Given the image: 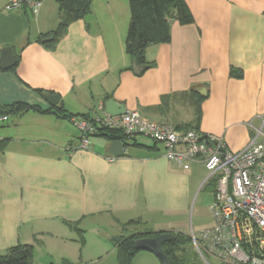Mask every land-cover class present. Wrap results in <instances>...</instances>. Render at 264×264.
Returning <instances> with one entry per match:
<instances>
[{
  "label": "crops",
  "instance_id": "crops-1",
  "mask_svg": "<svg viewBox=\"0 0 264 264\" xmlns=\"http://www.w3.org/2000/svg\"><path fill=\"white\" fill-rule=\"evenodd\" d=\"M40 1L33 23L29 10L7 11L0 0V54L10 47L17 58L12 69H0V106L48 110L36 92L43 90L60 96L68 117L29 112L0 122V255L85 223L154 221V233L188 236L208 227L211 216L196 229L179 218L206 185L208 175L197 178L202 162L184 170L161 144L139 136L120 158L105 137L81 149L71 116H102L114 99L183 131L196 125L202 98L198 131L222 136L231 152L245 150L264 131V0H185L194 23L173 22L170 41L146 49L154 65L141 76L130 70L125 47L129 0H93L91 16L73 23L54 50L40 37L58 27L59 6ZM232 67L243 76L232 77Z\"/></svg>",
  "mask_w": 264,
  "mask_h": 264
},
{
  "label": "built area",
  "instance_id": "built-area-1",
  "mask_svg": "<svg viewBox=\"0 0 264 264\" xmlns=\"http://www.w3.org/2000/svg\"><path fill=\"white\" fill-rule=\"evenodd\" d=\"M6 1L7 11L25 8L33 16L42 6L40 0ZM6 118L0 116V122ZM72 122L81 133L80 148L84 150H90L91 135L100 127L161 144L165 157L184 170L202 162L208 172L206 183L216 180L217 185L211 224L191 234L196 251L208 264L213 260L221 264H264V131L245 150L234 153L222 136L179 131L137 111L73 118Z\"/></svg>",
  "mask_w": 264,
  "mask_h": 264
},
{
  "label": "trees",
  "instance_id": "trees-1",
  "mask_svg": "<svg viewBox=\"0 0 264 264\" xmlns=\"http://www.w3.org/2000/svg\"><path fill=\"white\" fill-rule=\"evenodd\" d=\"M59 6V25L56 30L44 34L40 40L47 39L43 44L50 50H54L58 42L67 35L70 26L80 20H86L92 14L93 0H56ZM130 24L126 38V53L132 63L135 62L141 69L140 76L153 67V63L146 60V49L155 44H165L171 39V24L178 22L181 25L194 23V17L185 0H129ZM130 70H133L131 67ZM230 75L234 78H241L243 73L237 68H231ZM42 96L53 94L45 93L43 90H36ZM110 98V97H108ZM202 98L196 104V125H189L181 130L198 131V125L202 118L201 109ZM29 112L40 114H56L68 117L67 111L62 106H52L48 110H43L39 106L27 103H14L13 105L0 106V116H21ZM80 116V117H79ZM72 115L71 118L91 119L89 115ZM179 129V128H177ZM105 137L110 141H121L125 147L129 141L135 138L127 135L123 130H110L108 128L97 127L91 137ZM156 145L159 143L155 142ZM216 180L206 183L204 186L216 191ZM140 223V220L126 225ZM78 230V226H72ZM163 232L136 233L126 238L116 241L119 251L120 264H132L136 254L141 251L136 248V240L144 237H156ZM175 240L163 245V249L168 256L170 264H202L201 257L194 250L192 240L188 235L173 233ZM32 245H17L10 248L6 255H0V264H32Z\"/></svg>",
  "mask_w": 264,
  "mask_h": 264
},
{
  "label": "rangeland",
  "instance_id": "rangeland-1",
  "mask_svg": "<svg viewBox=\"0 0 264 264\" xmlns=\"http://www.w3.org/2000/svg\"><path fill=\"white\" fill-rule=\"evenodd\" d=\"M34 17L33 15L30 17L32 22ZM139 137H142L145 141L147 140L146 142H153L144 136ZM207 175V171L202 169L198 172L197 178L203 180ZM201 190L200 187L197 188L191 200L187 216H179V218L186 220L188 225H193L194 229L210 220V207L214 201V193L212 190L207 187ZM158 216L161 218L160 215ZM90 227L85 223L82 228L78 227L82 232L72 228L71 232L66 231L55 236L38 237L40 241L36 240L32 244V264H120L119 251L116 246L117 240L136 233H150L156 229L154 221L147 223L144 221L143 223H137L131 226L117 225L114 222H104L100 229ZM189 237L191 238L190 233ZM192 245L194 250H196L193 241ZM6 254L7 252L1 255L4 256ZM201 262L202 264H208L203 259H201ZM132 264L162 263L156 255L141 250L134 257ZM210 264L221 263L213 260L210 261Z\"/></svg>",
  "mask_w": 264,
  "mask_h": 264
},
{
  "label": "water",
  "instance_id": "water-1",
  "mask_svg": "<svg viewBox=\"0 0 264 264\" xmlns=\"http://www.w3.org/2000/svg\"><path fill=\"white\" fill-rule=\"evenodd\" d=\"M48 41L47 39L42 40V43ZM17 64V58L13 53L12 48L6 47L1 50L0 54V69L9 70ZM133 71L136 75H139L141 69L135 62L132 64ZM45 100L51 106H58L60 103V96L57 94H47L44 96ZM106 114L120 116L126 112V107L123 104L118 103L114 99L106 101L105 104ZM109 152L116 158L123 157L125 155V147L121 141H113L110 144ZM175 240V235L171 232H163L156 237H144L136 240V248L139 250L148 251L156 255L162 264H170L167 254L163 249V245L167 242Z\"/></svg>",
  "mask_w": 264,
  "mask_h": 264
}]
</instances>
